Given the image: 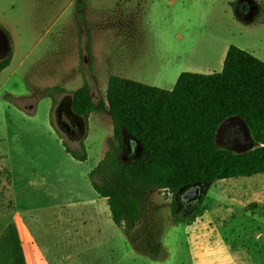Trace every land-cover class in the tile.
<instances>
[{
    "label": "rangeland",
    "instance_id": "obj_1",
    "mask_svg": "<svg viewBox=\"0 0 264 264\" xmlns=\"http://www.w3.org/2000/svg\"><path fill=\"white\" fill-rule=\"evenodd\" d=\"M167 1L84 0L78 9L75 0H0L10 37L0 61L11 56L0 72V264H264V175L204 184L192 208L181 197L192 187L182 189L175 218L173 197L147 193L139 250L91 188L88 174L111 145L109 115L70 109L83 79L94 104L104 99L108 71L121 67L103 52L129 51L127 79L167 91L183 72L219 73L229 46L264 62V0ZM221 131V149L251 148L226 145ZM81 142L84 162L62 145L78 151ZM138 152L125 135L120 159Z\"/></svg>",
    "mask_w": 264,
    "mask_h": 264
},
{
    "label": "trees",
    "instance_id": "obj_2",
    "mask_svg": "<svg viewBox=\"0 0 264 264\" xmlns=\"http://www.w3.org/2000/svg\"><path fill=\"white\" fill-rule=\"evenodd\" d=\"M83 1L75 0L76 8ZM0 31L10 41L7 31ZM85 48L91 54L88 36ZM10 60L11 56L0 61V72ZM49 97L52 109L55 101ZM104 109L112 127L111 145L88 179L95 194L106 200L112 223L134 249H141L138 228L147 193L163 191L173 197L175 218L174 198L182 189L264 175V62L234 46L228 47L219 73L183 72L170 91L110 76L104 99L94 104L83 79L72 92L71 111L87 119ZM230 119L246 126L252 148L239 153L217 146L216 132ZM124 134L140 147L131 163L120 159ZM62 145L73 159L86 160L82 142L78 151Z\"/></svg>",
    "mask_w": 264,
    "mask_h": 264
},
{
    "label": "crops",
    "instance_id": "obj_3",
    "mask_svg": "<svg viewBox=\"0 0 264 264\" xmlns=\"http://www.w3.org/2000/svg\"><path fill=\"white\" fill-rule=\"evenodd\" d=\"M172 1L173 0H168L167 4H170ZM253 22H255V21H253ZM126 52H127V54H124V53L115 54L113 52H103L102 55H103L105 60H103L102 62H104L105 64L107 63L110 67H111V65L115 66L116 68H117V66L121 67V68H117V69L113 68V70L111 69L110 71H108V72H110L109 76L111 74L112 75L113 74H118V75H122V78H125V79L128 78L127 73H129V69H131V67H129V66H131L132 63L129 62V60H127V56L129 57V55H128L129 51H126ZM91 56L94 59V63L96 65V69H97L98 68V64H99V59H98V56L95 54V51L92 48H91ZM123 57H124V59H123ZM109 76L107 77V79L105 81V88H106V84H107V80H108ZM125 135H127V134H124L123 137H125ZM138 146H139V144H138ZM139 152H140V147H139ZM139 152H138L137 155H139ZM136 158H135V160H136Z\"/></svg>",
    "mask_w": 264,
    "mask_h": 264
},
{
    "label": "flooded vegetation",
    "instance_id": "obj_4",
    "mask_svg": "<svg viewBox=\"0 0 264 264\" xmlns=\"http://www.w3.org/2000/svg\"><path fill=\"white\" fill-rule=\"evenodd\" d=\"M5 54H6V48H5L4 40L2 38V35H0V57L4 56ZM71 114H73L75 117H78L72 111ZM221 140L223 143L233 148L241 147L246 143L245 136L240 133L239 128L235 124H229V125L227 124L223 127V130L221 132ZM193 188L194 187H192V189ZM186 195H187V191H182L181 197L183 200H185L187 206L188 199H186L185 197Z\"/></svg>",
    "mask_w": 264,
    "mask_h": 264
},
{
    "label": "water",
    "instance_id": "obj_5",
    "mask_svg": "<svg viewBox=\"0 0 264 264\" xmlns=\"http://www.w3.org/2000/svg\"><path fill=\"white\" fill-rule=\"evenodd\" d=\"M1 34H3L2 32H1ZM2 38H3V40L5 39L6 40V44H7V46L9 45V41H8V39L6 38V36L3 34L2 35ZM238 122H240L244 127H245V129H246V133L240 128V127H238L239 128V130H240V133L241 134H243L244 136H245V139H246V143H245V145H250L251 146V148L254 146V142L251 140V138H250V135H249V132H248V130H247V128H246V126L241 122V121H239L238 119H236ZM225 123H223L219 128H218V130H217V132H216V137H215V140H216V144H217V146L219 147V145H218V142H217V140H218V134H219V131H220V129L222 128V130H223V127L225 126L224 125ZM222 132V131H221ZM245 145H243V146H241V147H244ZM220 148V147H219ZM236 148H240V147H236ZM226 150H229V151H234L235 152V150L234 149H226ZM247 151V150H246ZM245 152V151H244ZM239 153H241V152H239ZM201 186L202 185H198V186H195L193 189H192V192L191 193H187V195L185 196L186 197V199H188V203H187V206L188 207H194L195 205H196V203H197V201H198V199H199V197H200V193L202 192V189H201Z\"/></svg>",
    "mask_w": 264,
    "mask_h": 264
}]
</instances>
